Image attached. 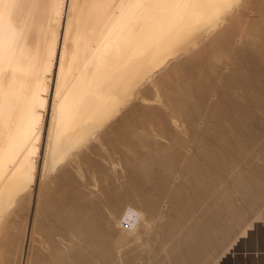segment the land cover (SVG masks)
Returning a JSON list of instances; mask_svg holds the SVG:
<instances>
[{
	"label": "rangeland",
	"instance_id": "obj_1",
	"mask_svg": "<svg viewBox=\"0 0 264 264\" xmlns=\"http://www.w3.org/2000/svg\"><path fill=\"white\" fill-rule=\"evenodd\" d=\"M194 29L105 142L1 207L0 264H264V0H223Z\"/></svg>",
	"mask_w": 264,
	"mask_h": 264
},
{
	"label": "bare ground",
	"instance_id": "obj_2",
	"mask_svg": "<svg viewBox=\"0 0 264 264\" xmlns=\"http://www.w3.org/2000/svg\"><path fill=\"white\" fill-rule=\"evenodd\" d=\"M221 1L0 0V210L32 197L40 170L105 142L127 95ZM142 214L128 204L120 217Z\"/></svg>",
	"mask_w": 264,
	"mask_h": 264
}]
</instances>
